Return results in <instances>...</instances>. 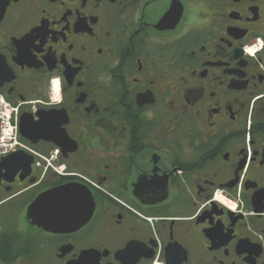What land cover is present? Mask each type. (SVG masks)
I'll use <instances>...</instances> for the list:
<instances>
[{
    "label": "flooded vegetation",
    "instance_id": "flooded-vegetation-1",
    "mask_svg": "<svg viewBox=\"0 0 264 264\" xmlns=\"http://www.w3.org/2000/svg\"><path fill=\"white\" fill-rule=\"evenodd\" d=\"M0 93V264H264V0H0Z\"/></svg>",
    "mask_w": 264,
    "mask_h": 264
},
{
    "label": "built area",
    "instance_id": "built-area-1",
    "mask_svg": "<svg viewBox=\"0 0 264 264\" xmlns=\"http://www.w3.org/2000/svg\"><path fill=\"white\" fill-rule=\"evenodd\" d=\"M22 145L17 131L16 108L6 102L0 105V154Z\"/></svg>",
    "mask_w": 264,
    "mask_h": 264
},
{
    "label": "water",
    "instance_id": "water-1",
    "mask_svg": "<svg viewBox=\"0 0 264 264\" xmlns=\"http://www.w3.org/2000/svg\"><path fill=\"white\" fill-rule=\"evenodd\" d=\"M19 127H20V132H21V134L24 136V133L22 132L21 121H19ZM12 153H21V154L27 156L28 158L31 156L30 154L24 152L23 150H17V151H14V152H12Z\"/></svg>",
    "mask_w": 264,
    "mask_h": 264
}]
</instances>
